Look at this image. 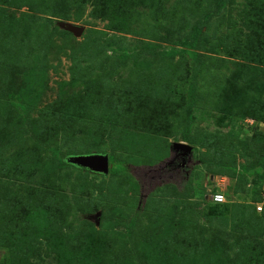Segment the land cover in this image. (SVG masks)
<instances>
[{
  "label": "rangeland",
  "instance_id": "1",
  "mask_svg": "<svg viewBox=\"0 0 264 264\" xmlns=\"http://www.w3.org/2000/svg\"><path fill=\"white\" fill-rule=\"evenodd\" d=\"M150 1L122 24L78 0H25L6 10L28 34L23 48L14 41L0 58V263L264 264V122L256 120L264 58L245 61L248 3L264 11V0H223L218 14L213 0ZM149 4L161 5L158 21ZM65 25L83 29L81 37L64 35ZM61 105L72 123L63 124ZM119 110L124 125L104 122ZM151 112L164 117L145 130ZM56 125L78 138L56 143L70 168H58L47 146L15 156L38 129L48 141ZM174 143L192 148L186 174L169 172ZM69 154L114 163L103 176L68 163ZM33 182L55 202H27L18 216L16 187ZM174 235L187 255L164 258L162 241Z\"/></svg>",
  "mask_w": 264,
  "mask_h": 264
},
{
  "label": "trees",
  "instance_id": "2",
  "mask_svg": "<svg viewBox=\"0 0 264 264\" xmlns=\"http://www.w3.org/2000/svg\"><path fill=\"white\" fill-rule=\"evenodd\" d=\"M25 0H0V41L2 42V44L0 43V58L3 57L4 54L8 53L12 46L13 43L15 41V47L18 48H23L24 47V42H25V36H27L28 32L25 30V21L24 19L21 17L20 19H15V23L12 22V17H9L7 14V9L8 8H13L15 9V7H20L19 4ZM82 2V5H88L92 7V12L95 13L96 16H101L102 18H106L107 16H111L114 17L115 19H117V21L119 23L122 24L123 19L126 18L129 15H133L135 14L137 11V7L141 4H143L144 0H78ZM149 3L151 2L150 0H147ZM214 7L216 8V14H218V12L220 11V9L225 6V1L223 0H219V1H214L213 0ZM151 4V3H150ZM149 6V9H151L152 11V16L154 15V21H158V17H159V11H160V4H158V7H156L155 9H153V7L151 5ZM249 6L251 5V7L253 8V12H250L247 16H249L250 14H254V17L256 20H254V22L252 20L249 19V17L245 16V21L249 22V27L251 28V32L247 37V40L249 41V46L248 48L250 49V52L246 55L248 56L246 58V62L249 63H253L251 61H257V58H264V11L262 10V7H254V5H252V3H248ZM197 7H201L202 5L197 2L196 4ZM211 15V14H209ZM209 15H206V17L204 16L202 18V21L200 20V24H198L194 30L193 33L191 35V40H192V45L191 48H193L199 38L202 35V24L203 22H206L209 18ZM208 16V17H207ZM117 25H113V27H111L112 29L115 28ZM71 33H69L68 31L64 32V35H70ZM172 54H179V52L177 51H172ZM166 55V54H164ZM196 59L198 58L197 54L193 55ZM199 75L197 74H193V76L190 77L189 82H188V92H187V107L189 109H191L194 105V97L196 94V78ZM85 91H90L88 88L85 89ZM89 96V95H88ZM90 102V101H89ZM88 102V104H89ZM67 107L62 106L61 105V111L63 112L62 117H63V124L65 125L68 121L69 123H72V116L70 114H67L66 110ZM145 108V107H144ZM148 108V107H146ZM262 112H263V116H259L257 117V121L258 122H264V103L262 104ZM131 109V108H130ZM114 110H118V109H114ZM132 110V109H131ZM141 110V108L139 109ZM119 115H116V118L113 116H108L111 120H109L107 117L104 119L105 123H108L109 125L111 124H119V125H124V121H123V117L120 116L121 111L119 110L118 113ZM132 116L134 118H136L133 115V112L131 113ZM142 114V113H141ZM150 118V122L148 123H143V128L145 130H152L154 128V126L159 127L158 123L160 121H162L163 119V115L159 114L158 112H151L150 114L147 115V118ZM166 126V125H165ZM54 130L52 132H50L49 134H47V140H45L43 133L40 131V129H38L36 132L38 134H34L33 133V138H31L30 140H28L26 145H19L18 146V150H14L13 153H15V156L17 157L18 153L20 152H24V151H31L33 149H37L40 148L41 146H47L51 152L58 157V159H60L59 163H58V168H70L71 166L68 165L65 160H63V155L59 154L57 149H56V143L58 141V137L61 136V139H64L65 137L68 139H72L73 141H76L78 138L74 137V135H76V133H74V135L71 134V132L69 131L67 133V130L63 127H58V125H56L55 127H53ZM43 130V129H42ZM80 132H78L77 134H79ZM182 140H185V137H182ZM217 150V149H216ZM261 150L264 151V147H261ZM218 152V151H217ZM73 156V155H67L65 156ZM62 160V161H61ZM259 160L260 161H264V154L259 156ZM112 161V163H114L113 159H109V162ZM12 171H15V169H17V167L15 168V166L10 168ZM112 170V169H111ZM79 172H82L81 170H78ZM263 178H260V182L259 183H263ZM33 185H20L16 187V199H15V213H17V215L19 216L20 213L17 212L18 208H21V210L23 212H25L26 209V203L28 202V204H30L31 202L33 203L34 207L36 208H40L43 207V209H46V207H50L51 205L54 204V199H49L48 192L49 189L48 188H43L39 182H33ZM42 194L38 195L36 194V192H41ZM45 194V195H44ZM42 196V200L40 201ZM49 199H47L46 198ZM34 198H38V202H33ZM217 205V204H216ZM53 213V211H52ZM55 213V212H54ZM54 213L52 215L49 216V219L51 217L54 216ZM16 222V221H15ZM20 224H22V222L20 221ZM175 235L171 238H165L164 241H162L164 243L165 246H163V250H159L160 255H163L164 258H181L185 255H187L186 253V247L180 246L178 244V241L176 242ZM178 240V239H177ZM184 248V252L181 255L180 251H182V249ZM161 249V248H160ZM186 253V254H185ZM179 254V256L177 257V255ZM162 257V256H161ZM171 260H169L168 262H170ZM3 264V263H0ZM179 264H181L179 262Z\"/></svg>",
  "mask_w": 264,
  "mask_h": 264
},
{
  "label": "water",
  "instance_id": "3",
  "mask_svg": "<svg viewBox=\"0 0 264 264\" xmlns=\"http://www.w3.org/2000/svg\"><path fill=\"white\" fill-rule=\"evenodd\" d=\"M64 29L76 37H81L83 29L65 25ZM183 150L184 155L191 156L192 148L182 143H174L172 145V152L175 153ZM67 162L89 172L97 173L107 176L109 173V158L107 155H83V156H70Z\"/></svg>",
  "mask_w": 264,
  "mask_h": 264
},
{
  "label": "flooded vegetation",
  "instance_id": "4",
  "mask_svg": "<svg viewBox=\"0 0 264 264\" xmlns=\"http://www.w3.org/2000/svg\"><path fill=\"white\" fill-rule=\"evenodd\" d=\"M191 164V156L184 155L183 150L174 153L172 161L169 163V172H175L174 175L178 176L181 173H187V167ZM172 175V174H171Z\"/></svg>",
  "mask_w": 264,
  "mask_h": 264
},
{
  "label": "built area",
  "instance_id": "5",
  "mask_svg": "<svg viewBox=\"0 0 264 264\" xmlns=\"http://www.w3.org/2000/svg\"><path fill=\"white\" fill-rule=\"evenodd\" d=\"M211 201L214 203V204H223L225 199L222 195H214V196H211ZM262 211V208L261 207H258L257 208V212H261Z\"/></svg>",
  "mask_w": 264,
  "mask_h": 264
},
{
  "label": "crops",
  "instance_id": "6",
  "mask_svg": "<svg viewBox=\"0 0 264 264\" xmlns=\"http://www.w3.org/2000/svg\"><path fill=\"white\" fill-rule=\"evenodd\" d=\"M216 205V204H215ZM259 213V212H258Z\"/></svg>",
  "mask_w": 264,
  "mask_h": 264
}]
</instances>
